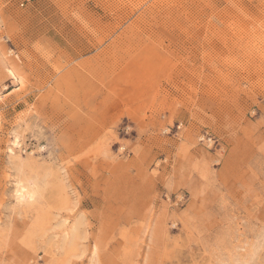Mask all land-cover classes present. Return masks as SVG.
Returning a JSON list of instances; mask_svg holds the SVG:
<instances>
[{
    "label": "rangeland",
    "instance_id": "obj_1",
    "mask_svg": "<svg viewBox=\"0 0 264 264\" xmlns=\"http://www.w3.org/2000/svg\"><path fill=\"white\" fill-rule=\"evenodd\" d=\"M23 1L0 264H264V0Z\"/></svg>",
    "mask_w": 264,
    "mask_h": 264
},
{
    "label": "bare ground",
    "instance_id": "obj_2",
    "mask_svg": "<svg viewBox=\"0 0 264 264\" xmlns=\"http://www.w3.org/2000/svg\"><path fill=\"white\" fill-rule=\"evenodd\" d=\"M24 189V188H23ZM20 193V192H19ZM22 197H25L26 196V194L25 193H23V191L21 192V194H20Z\"/></svg>",
    "mask_w": 264,
    "mask_h": 264
},
{
    "label": "built area",
    "instance_id": "obj_3",
    "mask_svg": "<svg viewBox=\"0 0 264 264\" xmlns=\"http://www.w3.org/2000/svg\"><path fill=\"white\" fill-rule=\"evenodd\" d=\"M29 1H31V0H24V1L21 3V5L23 6L25 2H29Z\"/></svg>",
    "mask_w": 264,
    "mask_h": 264
}]
</instances>
